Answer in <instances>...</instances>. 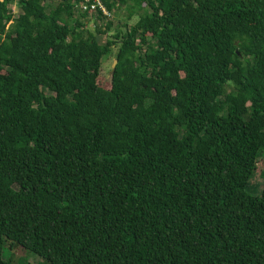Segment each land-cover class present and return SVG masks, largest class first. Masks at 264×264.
I'll return each instance as SVG.
<instances>
[{"label":"trees","instance_id":"16d2710c","mask_svg":"<svg viewBox=\"0 0 264 264\" xmlns=\"http://www.w3.org/2000/svg\"><path fill=\"white\" fill-rule=\"evenodd\" d=\"M9 2L0 264H264V0H103L138 14L104 42L71 0Z\"/></svg>","mask_w":264,"mask_h":264},{"label":"rangeland","instance_id":"374dc122","mask_svg":"<svg viewBox=\"0 0 264 264\" xmlns=\"http://www.w3.org/2000/svg\"><path fill=\"white\" fill-rule=\"evenodd\" d=\"M73 17L79 18L84 23V29L86 31L92 32V34H97L100 38V42H104L106 39L114 38V30L115 28H120V30H125L126 27H130L136 23L138 20V14H133L130 19L127 20V11L124 9V6L120 9L117 5L113 6L112 10L110 11L109 16H105L108 20L113 23V27L109 32L102 33L100 31V25L105 22L106 19L101 20L96 17V14H87L85 17H80L79 12L73 10ZM117 50V46H113L111 49V53L108 57H106L102 61L100 73L97 77V84L103 89L110 88V80H111V69L113 66V62L116 61L115 59V52ZM264 175V153H261L255 169V175L253 178V182L260 181L262 176ZM4 259L12 258L14 264H47L45 260H42L35 256L34 254L27 253L23 248L20 246H14L8 252L7 247L4 248Z\"/></svg>","mask_w":264,"mask_h":264},{"label":"built area","instance_id":"2783aa9c","mask_svg":"<svg viewBox=\"0 0 264 264\" xmlns=\"http://www.w3.org/2000/svg\"><path fill=\"white\" fill-rule=\"evenodd\" d=\"M3 1V0H0ZM20 0H10L8 4V11L13 18L17 17L20 13ZM74 8L81 13L97 14L101 12L103 16H109L110 11L105 8L103 0H71Z\"/></svg>","mask_w":264,"mask_h":264},{"label":"water","instance_id":"95a60500","mask_svg":"<svg viewBox=\"0 0 264 264\" xmlns=\"http://www.w3.org/2000/svg\"><path fill=\"white\" fill-rule=\"evenodd\" d=\"M116 63H117V60L113 62V66H112V69H111V74L113 73V71H114V69H115V65H116ZM16 245H17V244H15V246H16Z\"/></svg>","mask_w":264,"mask_h":264},{"label":"crops","instance_id":"0c3cea01","mask_svg":"<svg viewBox=\"0 0 264 264\" xmlns=\"http://www.w3.org/2000/svg\"><path fill=\"white\" fill-rule=\"evenodd\" d=\"M73 10H75L76 12H78V11L74 8V6H73ZM79 13H81V12H79Z\"/></svg>","mask_w":264,"mask_h":264}]
</instances>
